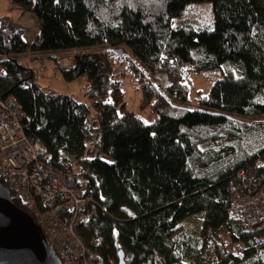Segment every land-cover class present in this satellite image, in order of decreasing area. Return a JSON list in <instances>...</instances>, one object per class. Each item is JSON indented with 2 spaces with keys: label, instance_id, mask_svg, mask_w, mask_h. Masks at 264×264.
Returning <instances> with one entry per match:
<instances>
[{
  "label": "trees",
  "instance_id": "obj_1",
  "mask_svg": "<svg viewBox=\"0 0 264 264\" xmlns=\"http://www.w3.org/2000/svg\"><path fill=\"white\" fill-rule=\"evenodd\" d=\"M10 1L35 14L37 31L27 43L23 29L0 15V96L19 106L25 133L44 144L47 163L74 162L84 176L97 211L77 232L94 264H118L120 250L125 264H198L202 245L182 221L200 213V237L228 234L213 264H264L254 259L264 249V222L245 227L228 216L229 181L253 159L264 160V121L238 118L264 115V0ZM199 1L210 2L208 28L171 24ZM105 45L75 55L71 68L61 70L66 80L86 78L83 101L36 84L19 58L30 51L54 60L55 52ZM126 71L149 121L125 107L120 78ZM219 71L197 98L200 105L189 106L188 75ZM148 73L164 75L166 87ZM92 112L103 156L87 159ZM10 197L31 214L13 190ZM240 241L242 255L227 252Z\"/></svg>",
  "mask_w": 264,
  "mask_h": 264
},
{
  "label": "built area",
  "instance_id": "obj_2",
  "mask_svg": "<svg viewBox=\"0 0 264 264\" xmlns=\"http://www.w3.org/2000/svg\"><path fill=\"white\" fill-rule=\"evenodd\" d=\"M59 58L56 57L59 67L63 70L71 68L72 58H63L62 65ZM89 120L93 132L83 148L82 157L93 159L103 154L98 153L95 145L99 138L96 113H90ZM46 156V148L40 139L25 133L21 111L14 99L0 96V176L5 186L27 205L60 264H94L93 253L85 245L77 227L87 224L96 215L97 203L87 192L86 180L74 162L60 161L61 166H55L46 162ZM228 216L245 227L264 222L262 158L253 159L229 181ZM228 239L226 231L207 232L198 264L217 261V247ZM243 249V242H231L227 252L240 256ZM110 264L117 263L111 261Z\"/></svg>",
  "mask_w": 264,
  "mask_h": 264
},
{
  "label": "rangeland",
  "instance_id": "obj_3",
  "mask_svg": "<svg viewBox=\"0 0 264 264\" xmlns=\"http://www.w3.org/2000/svg\"><path fill=\"white\" fill-rule=\"evenodd\" d=\"M0 15L9 16L17 25H19L23 29V38L27 43H30L35 35L36 29V16L32 12H21V9L13 4L10 0H0ZM212 22V12L210 2L208 1H199V2H190L185 8L180 12L179 15L175 16L172 19V25H189L194 28L197 27H206L208 28ZM105 46H92L87 50H69V51H59L54 53V60L52 58H45L44 64L45 69H42L41 63L38 62L36 69V80L37 84L41 87H45L53 90L57 93H63L67 95L73 96L75 99L79 101L85 100L84 90L87 85V80L84 76H79L71 80H66L61 72V69L57 68L54 65V62L57 64L56 57H60L59 60L61 65L63 58H74L73 56L77 54H81L84 52H92L102 50ZM44 55L46 53H43ZM120 69L123 70L124 64L120 65ZM232 71L235 75L238 74V69L232 66ZM221 75L219 72H204L201 74H189L188 80L191 84L190 90L188 92V105L191 107H198L197 98L202 94H205L212 82L219 78ZM147 76L155 82L159 87L164 89L167 85V80L164 75L158 74L153 75L148 73ZM121 81V89L123 92V98L125 102V107L127 110L131 112L138 113L140 117H142L145 121H149L151 119L148 111H139V99H140V89L138 84L134 81L133 77L129 72H125L124 75L120 78ZM239 119L250 122V121H264V115H256L252 117L239 116ZM252 134V133H251ZM254 136V134H252ZM202 218V214H197L192 218H186L182 221L184 231H188L192 235V239L200 249L203 244V239L200 237L199 228H200V220ZM186 226V228H185ZM185 237L184 232H181L176 237V240L180 242ZM180 253L179 247L176 248ZM254 259H264V249L258 250L256 252V256ZM187 263L186 261H184Z\"/></svg>",
  "mask_w": 264,
  "mask_h": 264
},
{
  "label": "water",
  "instance_id": "obj_4",
  "mask_svg": "<svg viewBox=\"0 0 264 264\" xmlns=\"http://www.w3.org/2000/svg\"><path fill=\"white\" fill-rule=\"evenodd\" d=\"M0 264H60L33 217L16 206L0 183ZM118 264H125L118 252Z\"/></svg>",
  "mask_w": 264,
  "mask_h": 264
},
{
  "label": "crops",
  "instance_id": "obj_5",
  "mask_svg": "<svg viewBox=\"0 0 264 264\" xmlns=\"http://www.w3.org/2000/svg\"><path fill=\"white\" fill-rule=\"evenodd\" d=\"M36 29H37V27H36ZM35 29V33H36V30ZM73 50H75V49H73ZM30 54H33V53H31L30 51H28L27 53H25V54H22V55H19V58L20 59H22L23 61H26L27 63H28V65L30 66V68L32 69V71L34 72V81L36 82V84H37V80H36V69H37V64H38V62H40L41 63V67H42V69H44V71H46V67H45V62H44V59L45 58H41V57H36V55L33 57H30L29 55ZM37 55H40V54H37ZM29 56V57H28ZM74 57V56H73ZM2 58V57H1ZM54 65L57 67V68H59V69H61V70H63V68H61V67H59L55 62H54ZM72 65H73V59H72Z\"/></svg>",
  "mask_w": 264,
  "mask_h": 264
},
{
  "label": "bare ground",
  "instance_id": "obj_6",
  "mask_svg": "<svg viewBox=\"0 0 264 264\" xmlns=\"http://www.w3.org/2000/svg\"><path fill=\"white\" fill-rule=\"evenodd\" d=\"M59 161H65V160L62 159V160H59Z\"/></svg>",
  "mask_w": 264,
  "mask_h": 264
}]
</instances>
